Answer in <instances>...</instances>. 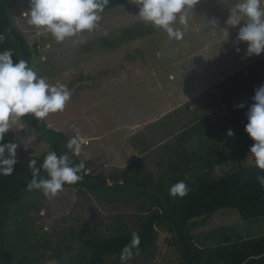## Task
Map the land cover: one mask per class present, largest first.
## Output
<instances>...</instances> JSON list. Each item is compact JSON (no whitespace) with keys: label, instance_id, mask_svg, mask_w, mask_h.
I'll return each mask as SVG.
<instances>
[{"label":"trees","instance_id":"trees-1","mask_svg":"<svg viewBox=\"0 0 264 264\" xmlns=\"http://www.w3.org/2000/svg\"><path fill=\"white\" fill-rule=\"evenodd\" d=\"M129 1L109 0L104 11ZM11 17L8 0H0V34L5 36L0 52L11 50L14 63L23 59L30 65L38 50L35 44H28ZM262 84L264 55L192 97L185 103V111L179 109L187 123H180L176 131H161L151 142L142 143L146 150L153 144V149L109 174L88 171L90 163L66 148L70 140L66 133L27 114L23 117L27 127L47 143V148L40 155H27L17 149L13 173L0 175V264H45L50 260L57 264H105L106 258H121L134 233L139 235L140 243L138 249L131 248L132 256L143 253L146 260H152L157 229L171 234L168 244L177 250L178 264H264V234L244 238L232 229L220 227L213 233H203L212 240L211 246L205 247L199 238L201 232H197L212 223L220 210H236L242 221L264 218V187L257 180L264 171L255 163L241 165L217 178L209 172L249 154L253 141L244 131L245 113L253 102L254 90ZM242 102L246 106L240 109L237 105ZM187 107H193L189 111L191 118ZM165 121L173 122L170 127L180 122L169 113L149 124V129L153 131L155 125H164ZM229 129L234 135H227ZM49 151L58 156L67 153L74 164L83 162L82 181L63 188H73L78 195L101 204L105 209L102 220L85 222L81 215L69 220L60 217L67 224H60L58 234L57 225L51 231L44 230L38 212L46 197L40 189L28 190L27 184L33 178L28 163L35 159L40 167ZM153 154L155 161L150 158ZM147 159L159 169L157 178L147 167ZM47 178V171L40 168L37 179ZM178 181L188 187L183 198L169 194L170 187ZM83 202L87 203L85 199ZM119 202L130 208L137 219L123 223L116 215L117 224L111 232H103L101 228L113 216L110 207L119 206ZM94 210L99 212V208ZM46 217H50L48 211ZM130 222L134 226H129Z\"/></svg>","mask_w":264,"mask_h":264},{"label":"rangeland","instance_id":"rangeland-1","mask_svg":"<svg viewBox=\"0 0 264 264\" xmlns=\"http://www.w3.org/2000/svg\"><path fill=\"white\" fill-rule=\"evenodd\" d=\"M8 2L15 28L24 34L31 47L35 44L38 50L29 66L50 84H64L71 91L65 109L50 113L43 120L49 128L66 133L69 139L79 134L88 140L86 145H82L79 155L83 161L90 163V172L109 174L113 168L122 169L148 149H153L152 144L146 150L138 140L139 137L142 141L149 139L146 142H151L153 131L145 126L133 128L134 124L138 126L154 121L162 112L168 111L180 122L170 128L164 127L162 131H176L179 126L181 128L180 123L186 122L184 113L179 109L185 111L187 101L264 55L246 56L247 42L234 43L237 29H229L228 41L223 35L229 9L238 0H199L194 6L190 26L179 41L169 38L163 29L146 24L138 14V6L131 0L103 11L97 29L84 31L63 42H57L50 33H43L28 24L26 13L30 7L29 0ZM211 17L220 21L215 33L206 27V19ZM189 111L187 116L191 118ZM136 131L134 141L129 138L123 143L125 135ZM5 139L17 143V149L27 155H40L47 148V143L27 127L23 117L13 125V130L6 134ZM24 145L30 147L25 149ZM150 158L157 159L155 154ZM146 162L157 178L159 169L150 159ZM254 163L255 159L249 153L215 166L209 172L217 178L241 165ZM84 199L87 203L83 202ZM44 201L38 212L39 222L43 223L45 231H51L57 225V234L60 224H67H63L60 217L69 220L81 215V220L87 222L101 219L105 212L101 204L78 195L73 188H63L55 198ZM96 208L99 212L94 210ZM110 208L113 216L101 228L103 232H111L117 224L116 215L123 223L137 219L123 202ZM47 211L50 217H46ZM129 226H134V222H130ZM220 227L232 229L244 238L254 237L264 234V218L242 221L236 210H220L214 214L212 223L197 231L201 232V245L211 246L212 240L202 235L213 233ZM170 240V233L157 229L154 259L146 260L145 254L140 253L124 264H178V252L175 247H170ZM104 263L122 264V261L121 258H106ZM45 264L57 262L50 260Z\"/></svg>","mask_w":264,"mask_h":264},{"label":"clouds","instance_id":"clouds-1","mask_svg":"<svg viewBox=\"0 0 264 264\" xmlns=\"http://www.w3.org/2000/svg\"><path fill=\"white\" fill-rule=\"evenodd\" d=\"M131 2L138 6V14L146 24L163 29L169 38L179 41L190 26L194 6L199 0ZM29 4L26 13L28 24L43 33H50L57 42H63L84 31L97 29L102 19L101 13L109 0H29ZM224 25L223 35L227 37L226 41L229 40V29H237L234 43L238 45L247 42L246 56H259L264 53V0H238L229 9ZM206 27L215 33L220 27L219 18H207ZM4 39L5 36L0 34V42ZM254 92L253 102L247 106L245 113L247 123L244 131L253 141L248 152L254 157L255 166L264 171V84ZM70 98L71 91L66 85L50 84L23 59L14 63L11 50L0 52V175H11L17 163L16 150L19 145L4 142L6 134L13 130V125L27 114H32L40 121L50 113L62 112ZM245 106L243 102L237 105L240 109ZM227 135L232 136L234 132L229 129ZM87 143L86 138L77 134L65 146L73 155H78L82 145ZM29 147L24 145L25 149ZM5 152L8 153L7 158ZM36 165L35 159L28 163L33 178L27 188L40 189L49 200L55 198L65 184L74 185L83 179L80 174L84 169L83 162L74 164L67 153L58 156L55 151H49L41 166ZM40 168L47 171V179H37ZM257 180L264 187V175H257ZM169 194L183 198L188 194V187L184 181H178L170 187ZM139 243V235L134 233L131 245L126 246L121 253L122 264L131 259V248L138 249Z\"/></svg>","mask_w":264,"mask_h":264},{"label":"crops","instance_id":"crops-1","mask_svg":"<svg viewBox=\"0 0 264 264\" xmlns=\"http://www.w3.org/2000/svg\"><path fill=\"white\" fill-rule=\"evenodd\" d=\"M221 80V79H220ZM188 110H192V107H188ZM168 111H164V112H162L161 113V116L159 117V119H155L154 121H149V122H146V123H143V124H141V125H139L138 124V126H137V124H134L133 125V128H134V126L136 127V128H139V127H149V124H151V123H153V122H156V121H158V120H160L161 118H163V116H165V115H167V114H169V113H171V112H169V113H167ZM173 122L172 121H169V122H164V125L162 124V125H155L154 126V130H153V132H152V135H151V137L153 138V139H155L158 135H159V133L162 131V129L164 128V127H170L171 126V124H172ZM132 128V129H133ZM134 133H138V131H136V132H132V134H129L128 133V135L126 136L125 135V137H124V141H123V143L124 142H127L128 140H129V138H131V140L130 141H134V137H133V135H134ZM132 135V136H131ZM139 136H143V135H139ZM144 137H145V135H144ZM138 140L141 142V144L142 143H145L146 142V140H149V139H146V140H144V141H142V140H140V138L138 137ZM156 146V145H155ZM131 149H134L133 147H131ZM141 156V155H140ZM140 156H138V157H140ZM137 157V158H138ZM136 159V158H135ZM134 159V160H135ZM122 160H121V164H122ZM117 168V167H116Z\"/></svg>","mask_w":264,"mask_h":264}]
</instances>
